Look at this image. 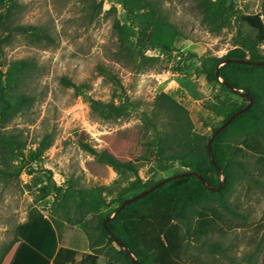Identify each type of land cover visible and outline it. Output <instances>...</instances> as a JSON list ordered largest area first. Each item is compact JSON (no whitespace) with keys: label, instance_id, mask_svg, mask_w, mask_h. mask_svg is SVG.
I'll use <instances>...</instances> for the list:
<instances>
[{"label":"rangeland","instance_id":"1","mask_svg":"<svg viewBox=\"0 0 264 264\" xmlns=\"http://www.w3.org/2000/svg\"><path fill=\"white\" fill-rule=\"evenodd\" d=\"M19 1L22 5L15 21L43 28L53 41L39 43L15 34L3 46L2 62L30 57L38 66L29 81L35 105L8 126L25 141L23 155L8 157L7 165L0 159V167L10 171L0 175V264L47 262L26 242L17 241V226L26 221L32 207L53 221L60 245L76 249L78 258L97 253V264L121 262L116 252L119 246L99 237L100 217L113 211L116 203L80 211L78 194H69V187H104L103 194L111 202L127 189L129 178L98 163L81 144L88 143L99 151L107 149L121 161H132L145 182L185 171L177 161L162 165L145 158L151 130L143 125L140 111H152L157 95L166 92L188 109L192 134L210 136L224 119L212 113L209 107L213 103H249L234 91L210 84L201 67L204 59L224 56L245 34H255L240 17L259 13L264 0H228L229 9L215 24L207 22L196 0H161L168 19L180 31L176 51L163 54L145 49L138 53L141 56L136 63L120 53L114 22L127 19L117 0H105L99 12L92 11L84 0ZM151 30V26L139 29L136 43H148ZM259 50L264 55V43ZM63 77L77 84L87 83L88 94L94 99L121 103L128 95L140 108L119 119H99L92 114L89 100L64 85ZM47 136L50 146L44 149L41 141ZM164 167L166 171H162ZM258 176L263 181L264 171ZM46 185L50 186L48 194L42 191ZM65 193L68 196L63 197ZM229 197L246 218L224 214L218 220L221 230L212 238L220 240L226 252H211L200 238L198 245L188 247L186 264H235L234 259L245 258L264 264V187L245 179L235 184Z\"/></svg>","mask_w":264,"mask_h":264},{"label":"trees","instance_id":"2","mask_svg":"<svg viewBox=\"0 0 264 264\" xmlns=\"http://www.w3.org/2000/svg\"><path fill=\"white\" fill-rule=\"evenodd\" d=\"M84 1L88 2L92 11L99 12L103 9L105 0ZM117 2L122 5L127 19L124 22L119 19L114 22L122 55L136 63L141 56L138 53L143 54L145 49L158 50L163 54L176 51L174 44L180 31L168 19L161 0ZM196 2L207 22L213 24L230 7L228 0ZM21 5L19 0H0V159L5 160L4 165H7L8 157H15L17 153L23 155L25 141L19 133L10 131L8 126L16 117L30 112L35 105L36 98L30 90L29 81L38 65L30 57L14 59L9 63L2 62L3 46L10 42L15 34L27 35L39 43L53 41L43 28L34 24H18L15 21ZM263 16L264 3L259 13L241 15L240 20L248 24L255 34H245L238 46L226 55L212 56L204 59L202 63L201 73L210 84H218L230 93L233 89L248 91L255 99L251 109L239 114L212 141L216 165L208 153L207 143L210 137L224 121L248 103H213L209 107L212 113L224 119L210 136L193 135L188 109L166 92L157 95L152 111H140L143 125L151 130V136L146 141L145 158L156 159L162 165L177 161L186 168L185 171L200 173L214 188L219 187L221 178L224 177L223 187L219 192L211 190L196 176L177 178L126 205L108 220L107 229L104 221L115 213L124 201L166 177L145 182L140 176L139 167L132 161H121L107 149L99 151L88 143L81 144L98 163L112 167L120 176L129 178L127 189L111 202L103 194L104 187L77 190L73 185L69 187V194L74 191L78 194L77 209L80 211L98 210L116 203L112 213L101 215L99 221L100 240L116 243L120 248L116 252L121 262L109 261L108 264H135L111 233L131 250L141 264H186L188 247L198 245L200 238L202 245L211 252H226L222 242L212 238L221 230L218 220L222 219L224 214H227V217L246 218L238 205L230 201V191L236 183L245 179L264 187V180L258 179V175L264 171V66L227 62L220 66L219 75L217 67L220 62L231 58L252 62L264 61V55L259 50V46L264 43ZM147 26L152 27L148 43H136L139 29L144 31ZM62 82L73 88L77 96L89 100L92 114L99 119H119L140 108L128 95L121 103L114 99L103 101L89 96L87 83L77 84L67 77H63ZM115 82H118L117 78ZM49 138H43L42 148L50 146ZM23 168L24 165L19 168L18 173ZM166 170L165 167L162 169ZM7 173H10L7 167H0V175ZM129 175L134 178L133 181ZM57 190L60 189L57 187ZM138 190L140 192L128 196L130 192ZM42 191L48 194L50 186L42 187ZM66 196L68 193L63 195ZM16 236L17 241L26 242L52 264L98 263L97 253H84L78 258L79 252L76 249L60 245L53 221L38 207H32L28 211L26 221L17 226ZM234 262L256 264L248 258L234 259Z\"/></svg>","mask_w":264,"mask_h":264},{"label":"water","instance_id":"3","mask_svg":"<svg viewBox=\"0 0 264 264\" xmlns=\"http://www.w3.org/2000/svg\"><path fill=\"white\" fill-rule=\"evenodd\" d=\"M227 62H237V63H242V64H253V65H258V66H264V61H259V62H252L250 60H237V59H227L226 61L220 62L218 67H217V75H219V68L220 65H224ZM227 85V83H226ZM233 89V88H231ZM237 94L241 95L242 97L246 98L248 100V104L241 110L233 113L226 121H224V123L222 125H220L216 131L213 133V135L210 137L208 143H207V148H208V153L210 155V158L212 160V162L216 165V161H215V157H214V153H213V149H212V141L214 140V138L219 135L239 114L251 109L255 103V99L253 97V95L248 92V91H244V90H239V89H233ZM218 169H220L218 167ZM188 176H196L198 177V179H200L201 181H203L207 187H209L211 190L219 192L222 187H223V182L222 181L219 185V187L214 188L211 186V184H209L207 182V179L202 176L200 173L196 172V171H185L183 173H179V174H174L171 176H168L164 179H162L161 181L157 182L155 185H153L152 187H150L149 189H146L140 193H138L137 195L127 199L126 201H124V203H122V205H120V207L117 209V211L115 212L114 216L117 215L126 205L130 204L131 202L141 199L143 197H145L146 195H148L149 193L155 191L157 188L161 187L162 185L170 182L171 180L177 179V178H183V177H188ZM113 216V217H114ZM112 218L109 217L104 221V225L107 228V222L108 220ZM108 229V228H107ZM111 236L114 237L117 241V243L119 245H121L123 247V249L125 250L126 254L130 257V259L135 263V264H141L140 262H138V260L135 258V256L133 255V253L131 252V250L129 248H127L124 243L119 240L118 238H116L112 233Z\"/></svg>","mask_w":264,"mask_h":264},{"label":"crops","instance_id":"4","mask_svg":"<svg viewBox=\"0 0 264 264\" xmlns=\"http://www.w3.org/2000/svg\"><path fill=\"white\" fill-rule=\"evenodd\" d=\"M63 246H64V245H63ZM46 264H52V262H51L50 260H48Z\"/></svg>","mask_w":264,"mask_h":264}]
</instances>
